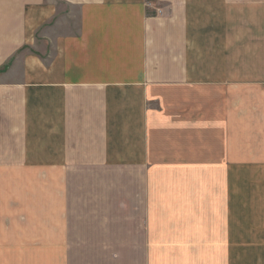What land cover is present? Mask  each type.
<instances>
[{"label": "crops", "instance_id": "obj_1", "mask_svg": "<svg viewBox=\"0 0 264 264\" xmlns=\"http://www.w3.org/2000/svg\"><path fill=\"white\" fill-rule=\"evenodd\" d=\"M240 87L264 88V0H0V264H29L41 247L52 264H80L74 247L95 264V248L132 234L146 240L134 238L138 264H182L158 255V181L166 199L186 182L203 206L211 149L216 203L221 180L264 182L235 144L264 133V98H237ZM182 198L167 212L182 213ZM246 224L264 263L252 230L263 224Z\"/></svg>", "mask_w": 264, "mask_h": 264}, {"label": "rangeland", "instance_id": "obj_2", "mask_svg": "<svg viewBox=\"0 0 264 264\" xmlns=\"http://www.w3.org/2000/svg\"><path fill=\"white\" fill-rule=\"evenodd\" d=\"M211 94V90H206V95L211 96ZM213 94H218V92H214ZM237 98H242L244 100H247L246 98H264V88H237ZM242 107L244 108V106H240L238 109ZM206 118V121H210V124L205 125L206 132L204 137L206 138V146L212 147L211 141L217 140L218 138V135L214 134L217 128L212 125L211 118L210 120L208 117ZM252 130L256 131L258 129L253 128ZM213 144V148H215L217 145L215 143ZM235 144L238 149V160L245 162L247 159L249 162L253 163L258 170L257 175H260V171L264 167V133L237 134L235 136ZM217 153V150H206L203 206H201V192L199 191L197 205L196 195H192L186 182L180 183L174 181L173 190L169 183V196L166 199L164 196V183L163 181H158V208L164 209V212H161L163 214L157 216V223L160 228L154 233V238L158 243L162 244L160 248H157L160 253L158 255L161 256L162 252L164 254L163 259L167 258L169 261L173 258H177L176 260L180 261L182 264H264L262 260H258L259 262L255 261V259H259L260 257H256L252 252L255 251V249H251L248 237L245 234V229L253 226H247V221H252L257 218V221L263 224V231L258 230L257 226H254L252 230L255 231V234L258 233V235L262 233V240L264 242V182H259L257 180L243 181L239 179H225L223 182L221 180L220 183L223 186L220 189V193L226 195L227 199H223L220 204L216 203L212 186H217V182L212 181V173H209L210 168L207 167L210 166L209 162H211V155L213 154L215 156ZM161 169L163 168H158L157 173L161 172ZM237 169H239V167ZM159 176L161 175L158 174V177ZM128 190L131 192L128 203L130 207H133L135 202L133 196L136 197V190L133 191L132 185L128 187ZM159 190H161V192H159ZM182 190L183 193L181 192ZM177 192L184 197L181 200L182 213L172 214V207L167 206V212L165 202L166 200H170L171 194ZM258 207H260L258 213L250 211V209L255 210ZM201 208H203L202 210L204 213L197 214V209L202 211ZM218 210L223 211V214ZM260 211L262 213H259ZM79 218L82 219L79 222H87L85 218L81 216H79ZM188 223L196 225V230H198V232L193 231L194 233L189 236L190 241H188L186 237L187 231H184ZM215 225L225 229V231L222 232L225 234V237L222 236L220 239L212 237ZM178 228H180V232H178ZM138 237L140 239V244L146 241L141 235L136 236L132 234L126 236V240L124 241L118 240L115 244L110 242L112 246L107 244L105 250H103V255L100 256L98 254L102 249L101 246L97 247L95 248L96 252H98V250L99 252L97 255H91L92 260L95 261V264H101L102 262H106L105 259H107V264H114L113 257L115 256V258L117 257V261L124 260L123 264H138L136 253L140 248H138L139 243L135 242L136 239L134 240V238ZM127 238L129 239L127 240ZM244 238L245 242L242 241ZM229 241H235L236 243L230 245ZM164 243L167 245H164ZM190 244L191 246H189ZM153 249L155 250V248ZM74 250V260L80 264H92L86 259L88 257L85 252L86 249L82 252L83 259L77 258L78 255H80V251L76 252V247H74ZM53 251L54 248L51 247L30 248L29 264H52ZM14 252L15 251H13V253ZM250 252L254 257L249 256ZM101 256L105 259H102ZM252 259H254V261H252ZM161 264H163V262Z\"/></svg>", "mask_w": 264, "mask_h": 264}]
</instances>
